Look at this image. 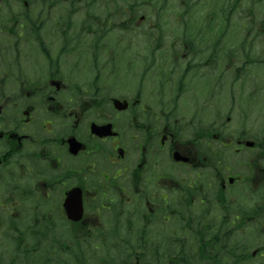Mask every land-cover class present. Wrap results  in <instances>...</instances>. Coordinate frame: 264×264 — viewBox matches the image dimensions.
<instances>
[{
    "label": "flooded vegetation",
    "instance_id": "obj_1",
    "mask_svg": "<svg viewBox=\"0 0 264 264\" xmlns=\"http://www.w3.org/2000/svg\"><path fill=\"white\" fill-rule=\"evenodd\" d=\"M21 1L0 264H264V0Z\"/></svg>",
    "mask_w": 264,
    "mask_h": 264
},
{
    "label": "rangeland",
    "instance_id": "obj_2",
    "mask_svg": "<svg viewBox=\"0 0 264 264\" xmlns=\"http://www.w3.org/2000/svg\"><path fill=\"white\" fill-rule=\"evenodd\" d=\"M15 4L14 5V9H18V8H23V1L19 0L18 2L16 1H12V0H0V24L1 23H6L5 20H9V16L6 15V19L4 17V15L6 14V10L8 9V6L10 4ZM119 4V2H118ZM112 6H116L114 4H112ZM33 8H38V5L35 4V2H33ZM182 9H184L183 7H174L173 11L175 12V16L177 15V13H179ZM149 13V12H147ZM2 16V17H1ZM174 16V20H172L171 18H168L167 21L169 22L170 27H169V31L165 33V40H164V44H165V48L160 51H158L155 56L156 58H160L159 60H164V57H167V46L177 37L179 36V33L176 32L177 28L180 27L181 22H177V20L175 19ZM163 21V20H162ZM199 19L198 17L194 16L191 19V22H196L198 23ZM9 24V22H7ZM174 26V28H173ZM176 31H175V30ZM12 37V36H11ZM15 37L10 38L9 35L5 34L4 32H0V42H2V46L3 48H0V60H41V56L38 52V50L35 47L29 46L28 48L26 47V45L24 43H22L23 45L20 46L18 48V50H16V47H14V39ZM150 42H152L151 40H149ZM257 42H259V40H257ZM149 45V44H148ZM147 45V46H148ZM155 45V43L151 44L149 47H146V43H145V39H143V43H142V49H143V54L144 56H149L150 55V48L153 47ZM1 46V47H2ZM8 47V49H7ZM16 51H15V50ZM8 50V51H7ZM7 51V52H6ZM176 51L177 53H179L178 55H181V51L182 49L180 48V46L176 47ZM261 51H262V43L261 46H259V48H253V57L255 59H257V57H262L261 56ZM250 52V50H249ZM17 53H20L21 55L25 54L28 56L27 59H25V57H21L19 59H15V56L17 55ZM251 53V52H250ZM247 56L246 52L243 51V53L239 52L238 53V60H243V58L245 59ZM4 58V59H3ZM66 60H73L71 57L67 58ZM144 60V58H143ZM150 60V59H148ZM184 60V59H181ZM189 60V59H186ZM68 259V257H66ZM71 264V263H70Z\"/></svg>",
    "mask_w": 264,
    "mask_h": 264
}]
</instances>
